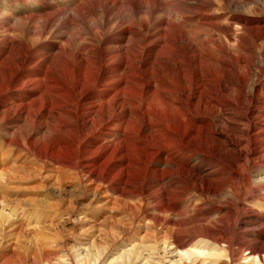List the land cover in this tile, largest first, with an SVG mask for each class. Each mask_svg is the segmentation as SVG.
Returning <instances> with one entry per match:
<instances>
[{
    "label": "rangeland",
    "instance_id": "374dc122",
    "mask_svg": "<svg viewBox=\"0 0 264 264\" xmlns=\"http://www.w3.org/2000/svg\"><path fill=\"white\" fill-rule=\"evenodd\" d=\"M133 1L138 3V0H0V89L6 85L11 87L16 72L23 78L34 80L20 91H3L0 104L3 100L10 102L6 116L23 109L28 110L29 116L25 122L0 116L1 144L16 140L24 142L23 129L31 127L32 115L38 110L37 103L29 100L41 96L44 75L57 72L68 81L73 80L74 75L76 77L75 70L82 67L81 60L75 55L70 56L69 49L89 52L98 46H114L117 49L122 47L119 53L124 54L131 48L132 62L153 61L154 56L148 50L156 49V45L163 42L161 30L167 26L161 22L164 17L182 24L190 32L187 47L201 57L203 71L221 76L225 64L238 62L237 71L229 69V77L246 78L249 89L258 83L264 94V0H139L142 6L139 10L132 7ZM147 7L153 10L151 14ZM188 12L211 16L217 23L212 28L196 25L197 18L183 17ZM229 28L233 32L227 38L224 34ZM145 37L153 47L143 45L135 49L133 44L142 42ZM230 38L237 41L232 43ZM23 52L31 60L18 68L17 62ZM164 56V59H170L174 55L167 48ZM84 57L88 64L85 62L81 70L86 77H91L95 73L92 54ZM154 61L149 66V80L155 76L157 64L163 66V61ZM246 61H250L249 66H245ZM123 72L129 73L126 68ZM62 89H53L52 92L62 93ZM231 95L238 96L237 90H232ZM20 97L22 101L18 103ZM100 98L96 94L90 101L100 104L95 109L106 115L108 106L102 102L108 99ZM18 104L23 106L17 107ZM65 110L64 107L61 109ZM94 110L90 117L95 115ZM221 111L225 122L238 121L236 110ZM129 114L131 112L126 111L124 115L129 118ZM57 117L58 124L65 122L74 129L67 141L62 135L58 138L62 143L74 146L80 140V131L76 129L78 122L66 113ZM147 125H143V130L147 131L144 134L140 132L139 122L129 121L109 137L111 143L104 145L108 151L117 145V137L126 138L127 143H124L128 144V150L126 155L110 158L117 166L116 170L108 175L111 182L100 186L88 184L77 165L62 169L53 160L44 162L39 159L33 155L31 143L24 142L29 152L22 151V155H17V148H14L5 169H0V264H191L193 261L218 264L227 259L224 242L217 244L193 235L176 244L173 241L175 235H185L188 228L181 226L176 231L154 227L151 221L153 203L151 199L144 202L138 195V188L146 181L154 184L150 180L152 174L147 171L152 160L154 137L148 135L150 128ZM236 126L244 128L240 123ZM58 155L61 157L67 153ZM173 158L184 165L183 159ZM186 164L195 166L200 174L210 169L206 161L198 166V162L191 159ZM102 171L98 166L94 169L96 174ZM148 189V193H152L154 188L147 186ZM228 194L211 192L172 200L178 204L179 210H197L209 224L225 225L230 213L226 214L227 210L219 206L221 202L233 204L234 195ZM255 206L262 209L261 203ZM233 264H264V257H242Z\"/></svg>",
    "mask_w": 264,
    "mask_h": 264
},
{
    "label": "bare ground",
    "instance_id": "6f19581e",
    "mask_svg": "<svg viewBox=\"0 0 264 264\" xmlns=\"http://www.w3.org/2000/svg\"><path fill=\"white\" fill-rule=\"evenodd\" d=\"M132 5L138 10L142 8L139 0L138 3L133 1ZM147 9L150 14L153 12L150 7ZM185 14V19H190V15L191 18H197L196 25L212 28L217 23L208 15L195 12ZM161 22L167 25L161 30L164 35L163 42L155 44L156 49L148 50L154 56L153 61L132 62L131 48L124 54L119 53L122 47L117 49L114 46H98L89 52H74L69 49L67 53L79 57L82 67L85 62L88 64V59L84 56L92 54L95 73L86 77L87 74L80 67L74 69L77 75L71 81L57 72L50 76L44 75L41 80L45 86L41 96L29 100L37 103L38 110L32 115L31 127L23 129V141L31 143L33 155L44 162L53 160L62 169H72L77 165L88 184L100 186L110 183L111 178L108 175L116 170L117 166L110 158L113 155H126L128 150V144L125 145L126 138L117 137V145H113L108 151L104 145L111 143L109 137L114 136L113 132L124 128L129 121L139 122L142 128L140 132L144 134L147 131L143 130V125L148 124V135H152L154 140L150 154L152 160L147 165V171L152 174L150 180L154 184L146 181L144 186L138 188V195L144 202L151 199V221L154 227H167L176 231L181 226L188 228L189 232H185V235H175L173 241L176 244H180L182 238L193 235L217 244L224 242L227 246V259L219 261L218 264H233L242 257H264V94L258 83H254L249 89L246 78L229 77V69L237 71L238 62L225 64L221 76L211 71H203L201 57L187 47V35L190 32L169 17H164ZM225 31V37L229 38L233 29ZM147 38L134 43V48L151 46L149 41H145ZM232 40V43L237 41ZM167 48L174 55L170 59H164ZM155 59L163 61V66L161 63L157 64L156 74L149 80V66L153 65ZM30 60L31 57L23 52L17 67L29 64ZM68 62L71 64L70 60ZM249 65L250 61H246L245 66ZM124 68L129 73L123 72ZM21 75L16 72L11 77L14 80L11 87L6 85L4 89H0V98L5 93L3 91H20L27 83L34 81ZM60 87L64 88L62 93L53 94L52 90ZM234 89L238 96L231 95ZM96 94L102 99H108L102 102L108 106L106 115L95 109L100 104L95 103V100L90 101ZM20 101L21 97L18 103ZM9 104V101L3 100L0 104V116L25 122L29 116L27 109L22 108L23 110L11 116L5 115ZM22 106L23 104H18L17 107ZM63 107L65 111H61ZM222 109L236 110L238 121L225 122L220 113ZM93 110L95 115L90 117ZM126 111L131 112L129 118L124 115ZM64 113L79 124L76 129L80 131V140L75 147L72 143H62V139L58 138V135H62L67 141L74 130L68 123L56 122L57 115ZM238 123L243 124L244 128L237 127ZM24 142L16 140L0 143V169H5L14 148H17V155H22V151L29 152ZM61 152L67 155L59 157L58 153ZM104 155L108 156L103 157ZM173 156L183 159L184 165L178 164ZM191 159H195L198 166L206 161L210 169L205 174H200L195 166H187L186 163ZM97 166L103 169L101 174L94 172ZM147 186L154 188L152 193H148ZM211 192L234 195L233 204L225 205L226 202H221L219 206L220 209L227 210L226 214L230 213V219L225 225L209 224L210 222L200 217L197 210H179L178 204L172 200ZM121 194L125 195L123 192ZM259 203L262 204V209L255 206ZM191 264L198 263L193 261Z\"/></svg>",
    "mask_w": 264,
    "mask_h": 264
}]
</instances>
